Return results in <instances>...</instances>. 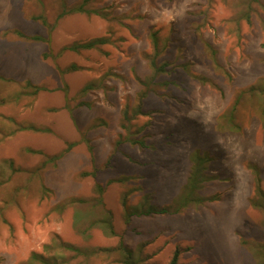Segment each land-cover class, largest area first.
<instances>
[{
	"label": "rangeland",
	"instance_id": "rangeland-1",
	"mask_svg": "<svg viewBox=\"0 0 264 264\" xmlns=\"http://www.w3.org/2000/svg\"><path fill=\"white\" fill-rule=\"evenodd\" d=\"M0 76V264L60 239L96 252L59 264H122L119 241L141 264H261L264 0H0ZM194 149L216 198L126 222L123 200L174 206ZM103 208L114 235L85 230Z\"/></svg>",
	"mask_w": 264,
	"mask_h": 264
},
{
	"label": "trees",
	"instance_id": "trees-1",
	"mask_svg": "<svg viewBox=\"0 0 264 264\" xmlns=\"http://www.w3.org/2000/svg\"><path fill=\"white\" fill-rule=\"evenodd\" d=\"M18 35H23L20 32H17ZM102 40V39H101ZM92 42H88L85 44L86 46L88 44H92ZM82 45V46H85ZM79 45L73 46V49L77 48ZM154 62V61H153ZM165 63H162L159 65L158 69H164ZM3 76H0V79H3ZM25 86L30 89V92L32 94H36L42 90H46V88L42 85L38 84H32L29 80L25 81ZM89 85H86L84 89L88 88ZM142 95V94H140ZM145 113L142 109V101L140 100L139 103L136 102V104L131 105V104H124L121 108L120 111V119H121V126L125 130L130 129V123L133 118L136 117V115H140ZM22 129H31V130H41L38 127H35L33 125H26L22 126ZM128 141L139 144L140 146H145V140L141 136H137L135 134L132 135V133H128V135L125 137ZM33 152H40L37 150H31ZM60 157V154H53L51 157L52 159H57ZM189 160L191 162V167L190 171L188 173V176L186 178L185 183L183 184L181 188L180 194H178L176 201L174 202V206L172 207L173 203L171 205H161L157 206L155 204L145 202L142 205L138 206H131L128 205L126 200H123L122 205L124 206V220L127 222L129 218L132 215H150L153 213H166L170 211H178L181 206H185L189 202H194V203H201L205 200H213L216 198V195H210V196H203L199 193L200 188L203 187V184L207 182L208 180L213 178V175H210L206 171V166L208 162L211 160L210 155L205 152L201 151L199 149H194L189 153ZM126 180L125 177H120L116 179H109V182L112 181H124ZM257 187V185H256ZM102 186L100 184H96L95 190L98 194L97 199L99 202H101V193H102ZM259 191V194L257 193L256 198H252L251 203L253 205L263 207L264 206V195L262 192ZM263 197V200H262ZM74 203L79 202V203H84L87 202L86 198H70L69 200L66 201V204L69 202ZM66 204H61V205H56L55 207H58V210H62ZM91 226H97L101 229L102 232H104L107 235H114L116 234L114 231V228L112 226V221H111V212L108 209H102L101 212L97 211L95 215L93 214L91 218L89 219L88 225L85 227L89 229ZM43 249L45 252H37V251H32L28 258L22 263V264H59L56 256L51 255V254H46V252L51 251L52 249H56L59 251V255L63 257V252L64 251H70L73 252L74 254H91L94 251V249H91V251H87L86 249H82L80 247L71 245L67 242L60 240H55V242H50V243H45L43 245ZM117 249L121 255H123L122 259V264H141V258L139 257V254L137 256L136 253H134V249H131L130 247H127L123 244V241H119ZM264 249V246H263ZM61 251V252H60ZM141 251V250H139ZM177 255H178V250H175L173 253V256L171 260L169 261V264H176L177 261ZM264 257V253H263ZM67 259H61L60 263L63 264L66 262ZM261 264H264V258L260 262Z\"/></svg>",
	"mask_w": 264,
	"mask_h": 264
}]
</instances>
